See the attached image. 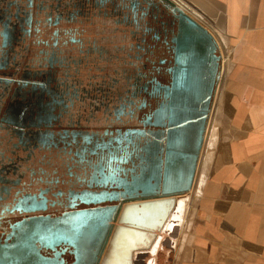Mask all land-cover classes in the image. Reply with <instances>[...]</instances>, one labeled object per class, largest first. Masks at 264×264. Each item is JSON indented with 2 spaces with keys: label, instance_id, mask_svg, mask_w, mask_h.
I'll list each match as a JSON object with an SVG mask.
<instances>
[{
  "label": "flooded vegetation",
  "instance_id": "flooded-vegetation-1",
  "mask_svg": "<svg viewBox=\"0 0 264 264\" xmlns=\"http://www.w3.org/2000/svg\"><path fill=\"white\" fill-rule=\"evenodd\" d=\"M174 35L152 0H0L2 260L22 221L90 208L79 199L113 190L102 180L137 175Z\"/></svg>",
  "mask_w": 264,
  "mask_h": 264
},
{
  "label": "water",
  "instance_id": "water-1",
  "mask_svg": "<svg viewBox=\"0 0 264 264\" xmlns=\"http://www.w3.org/2000/svg\"><path fill=\"white\" fill-rule=\"evenodd\" d=\"M152 1L169 12L175 35L170 84L153 124L162 131L152 135L144 165L129 182L102 180L100 187L113 190L79 199L90 208L22 221L6 247L9 256L2 260L0 255V264H130L131 251L148 247L161 230L174 198L190 191L220 56L215 39L201 24L167 0Z\"/></svg>",
  "mask_w": 264,
  "mask_h": 264
},
{
  "label": "crops",
  "instance_id": "crops-1",
  "mask_svg": "<svg viewBox=\"0 0 264 264\" xmlns=\"http://www.w3.org/2000/svg\"><path fill=\"white\" fill-rule=\"evenodd\" d=\"M176 1L233 47L217 143L179 264H264V0Z\"/></svg>",
  "mask_w": 264,
  "mask_h": 264
},
{
  "label": "bare ground",
  "instance_id": "bare-ground-1",
  "mask_svg": "<svg viewBox=\"0 0 264 264\" xmlns=\"http://www.w3.org/2000/svg\"><path fill=\"white\" fill-rule=\"evenodd\" d=\"M168 1L173 3L174 5H176V7L178 9L184 11L193 20H195L196 22H198L200 24V22L196 19V17L192 13H190L187 9H185L181 4H179L176 0H168ZM202 26L205 29H209L208 31L211 32V34L213 35V38L215 39L216 44L219 48V53L220 52L222 53L223 48H224L223 39L217 33H216L217 34L216 35L214 32H212L209 27L204 26V25H202ZM222 66L224 67L223 61L221 62V65H220V72H219V76H218V80L216 83L214 96H213V97H215V101L214 102L212 101V103H211L209 118H208V122H207V129H206V133H205L204 140L202 143V148H201V152L199 155V160L197 163L192 187H191L190 191L188 193H186L185 195L178 196V197L174 198V205L172 207V210L169 212L161 230L155 234V236L153 237V240L150 241V244L148 245V247L143 248V249L138 250V251L137 250L131 251V253H130V258H131L130 264H134L133 260L136 259L135 257L137 255L139 256V255H142L144 253L149 256V258H148V259H150L149 264H156L158 261L156 262V260H154V259H155V257H157V255L159 253H161L160 251L162 248H161L160 242H161V239L163 238V235L165 234V235H171L172 236L175 228L182 225L187 211L192 207V202L194 200H197L200 193H201V189H202L204 181L207 177L209 165H210L212 157H213L212 154L214 153V148L216 146V141H217L216 140L217 138L213 137L214 134L212 133V128H210L209 125H210L211 117L214 113V109H215V105H216V101H217V96L219 93V87H220L221 81H222V80L220 81V79H222L221 73L223 74V72H224V71L222 72ZM212 122H213V120H212ZM211 126H212V124H211ZM211 133H212V135H211ZM199 174H201V177H199L200 176ZM198 177L200 178L199 180H198ZM114 263H116V259L114 260ZM120 264H124V263H120Z\"/></svg>",
  "mask_w": 264,
  "mask_h": 264
},
{
  "label": "rangeland",
  "instance_id": "rangeland-1",
  "mask_svg": "<svg viewBox=\"0 0 264 264\" xmlns=\"http://www.w3.org/2000/svg\"><path fill=\"white\" fill-rule=\"evenodd\" d=\"M186 8L189 9L188 6H186ZM190 11L192 12V10H190ZM208 26H210V25L208 24ZM213 31H215V33H217L223 39L225 48L222 51L223 54L221 53V57H222V61L225 63V68L222 66V72L224 71V73H225L224 75H226V71L228 70L227 71V75H228L231 67L233 66V63L231 60L232 53H233V47L230 44L229 38L225 33H223L222 31H217L216 29H213ZM225 60H227V62ZM221 76H222V79H220V81L223 80V77H224L222 73H221ZM226 78H227V76H226ZM223 86L224 87H222V84H221L219 87V93L217 96V101H216L214 113L211 117V121H210V125H209L210 128H212V133L214 134L213 137H216V138H217L216 133H215V127L217 125L216 118L220 114L221 106L223 105V97H224L223 94L225 91V85H223ZM220 88H221L223 94H221ZM212 120H213V122H212ZM211 124H212V126H211ZM212 133H211V135H212ZM216 143H217V141H216ZM199 175H200L199 177H201V174H199ZM199 177H198V180L200 179ZM196 203H197V201L192 202V207L187 211L182 225L175 228L172 236L171 235H165V234L163 235V238L161 239V242H160L161 248H162L160 251L161 253H159L157 255V257H155V259H154V260H156V262L158 261L156 264H179L180 261L183 259L184 255H185V250L187 249L188 242L190 239L191 224H192V221H193L194 215H195ZM135 258L136 259L133 260L134 264H149V260H150V259H148L149 256L145 253L142 255H139V256L137 255Z\"/></svg>",
  "mask_w": 264,
  "mask_h": 264
},
{
  "label": "built area",
  "instance_id": "built-area-1",
  "mask_svg": "<svg viewBox=\"0 0 264 264\" xmlns=\"http://www.w3.org/2000/svg\"><path fill=\"white\" fill-rule=\"evenodd\" d=\"M192 13L193 14H195L194 16L196 17V19L200 22V24L201 25H204V26H207V27H209L208 25H206L205 23H204V21L196 14V13H194L193 11H192ZM211 29V28H210ZM207 30H209V29H207ZM211 31L213 32V30L211 29ZM210 34H211V32H209ZM216 34V33H215ZM212 35V34H211ZM217 35V34H216ZM213 36V35H212ZM225 48V47H224ZM223 48V49H224ZM217 49H218V52H219V48H218V46H217ZM219 56H220V63H219V72H220V65H221V62H222V58H221V53H219ZM226 62H227V60H225Z\"/></svg>",
  "mask_w": 264,
  "mask_h": 264
}]
</instances>
